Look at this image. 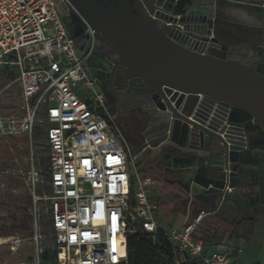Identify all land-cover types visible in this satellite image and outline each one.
<instances>
[{
  "label": "built area",
  "instance_id": "built-area-1",
  "mask_svg": "<svg viewBox=\"0 0 264 264\" xmlns=\"http://www.w3.org/2000/svg\"><path fill=\"white\" fill-rule=\"evenodd\" d=\"M59 1L71 6L68 0H0V67L17 69L23 99L22 113L0 115V135L32 139L44 110L50 164V194L44 199L57 264L127 263L129 233L163 234L176 250L174 264L189 257L235 264L223 251L206 254L203 240L195 237L206 210L184 228L161 227L157 182L137 171L139 153H132L104 94L88 76L87 50L68 32ZM86 24L90 49L96 30ZM224 171L229 177L231 166ZM231 190L227 186L225 194Z\"/></svg>",
  "mask_w": 264,
  "mask_h": 264
},
{
  "label": "water",
  "instance_id": "water-1",
  "mask_svg": "<svg viewBox=\"0 0 264 264\" xmlns=\"http://www.w3.org/2000/svg\"><path fill=\"white\" fill-rule=\"evenodd\" d=\"M68 1L117 50L141 86L140 110L164 129L150 159L159 154L164 167L239 209L227 186L241 189L258 176L264 194V51L254 67L229 60L216 27L233 17L244 26L233 34L257 35L264 0ZM250 162L257 167L247 170Z\"/></svg>",
  "mask_w": 264,
  "mask_h": 264
},
{
  "label": "rangeland",
  "instance_id": "rangeland-1",
  "mask_svg": "<svg viewBox=\"0 0 264 264\" xmlns=\"http://www.w3.org/2000/svg\"><path fill=\"white\" fill-rule=\"evenodd\" d=\"M22 105L17 69L0 67V115L20 114ZM127 120L123 134L132 153L138 154L144 151L146 143L137 126ZM46 127L42 110L38 113L32 139L23 135H0V242L5 241L0 244V264H49L44 252L53 250L54 232L52 227L41 226V217L48 214L49 207L44 197L50 194ZM136 165L140 174L156 180V188L163 194L166 181L153 166L148 151L139 154ZM181 191H185L184 188ZM30 219L29 231L17 224ZM158 219L164 227L171 225V200L162 201Z\"/></svg>",
  "mask_w": 264,
  "mask_h": 264
},
{
  "label": "crops",
  "instance_id": "crops-1",
  "mask_svg": "<svg viewBox=\"0 0 264 264\" xmlns=\"http://www.w3.org/2000/svg\"><path fill=\"white\" fill-rule=\"evenodd\" d=\"M109 109L111 113L114 111L110 107ZM136 113L145 115L147 112L137 110ZM150 114L152 115L151 112ZM112 115L116 117L124 133L127 129L125 120L128 119L127 121H132L135 124L130 118V113L118 116L114 112ZM151 118L142 127L137 126L146 143L144 151L138 152L141 154L148 151L149 157L152 153L149 145L158 143L164 136V129L159 123L153 121L154 118ZM167 134L169 131L166 132ZM150 160L153 166L162 173L167 184L163 187L165 191L163 194L155 188L160 206L162 201L171 200L172 223L169 227H164L160 222L161 227L184 228L201 211L206 210L209 213L196 229V236L203 240L206 254L223 251L234 260L235 264H264V194L261 195L257 185L258 176L255 177L256 181L251 185L241 189H232L231 200L240 203L241 208L239 209L222 201L220 195L214 196L211 192L191 183L187 175L184 176L175 170L164 167L159 154ZM256 167L255 162H250L246 168L249 170V168ZM261 181H264V178ZM181 188H184L185 191L182 192Z\"/></svg>",
  "mask_w": 264,
  "mask_h": 264
},
{
  "label": "flooded vegetation",
  "instance_id": "flooded-vegetation-1",
  "mask_svg": "<svg viewBox=\"0 0 264 264\" xmlns=\"http://www.w3.org/2000/svg\"><path fill=\"white\" fill-rule=\"evenodd\" d=\"M59 4L63 11V20L68 32L72 37L76 35L77 44L87 50L85 69L88 76L94 81V85L104 94L107 105L118 116L130 113V118H132L136 126L142 127L149 119L146 114L137 115L136 113L137 110L143 111L140 110L143 105L138 102V97H140L138 93L141 86L138 82L128 77L125 61L117 50L97 32H95L96 41L93 48H86L88 39L86 22L72 7H66L60 1ZM72 13L77 15L86 26L79 22ZM231 18L233 22L225 21L224 23L219 21L216 23L219 41L227 47L226 52H224L227 59L240 62L245 66H257L259 60H261L257 54L264 51V21L256 22L255 27L261 29L260 33L245 39L232 33L237 29H242L244 26L235 22L236 18ZM222 29L224 30L221 31ZM143 100L144 102L148 101L145 97H143Z\"/></svg>",
  "mask_w": 264,
  "mask_h": 264
},
{
  "label": "trees",
  "instance_id": "trees-1",
  "mask_svg": "<svg viewBox=\"0 0 264 264\" xmlns=\"http://www.w3.org/2000/svg\"><path fill=\"white\" fill-rule=\"evenodd\" d=\"M2 67L9 68L10 66L7 65ZM41 219V226H43V228L48 229L52 227L49 207L48 214H45ZM17 224L23 227L24 230L29 231L31 219L23 223L17 222ZM138 227H140V225H138ZM194 234L195 237H197L196 230ZM127 253L128 262L123 264H174L177 255L173 244L163 234H157L153 237L148 233H129L127 236ZM57 254L58 247L55 243L51 252H44L45 260L49 261V264H57ZM184 264L203 263L198 257H189Z\"/></svg>",
  "mask_w": 264,
  "mask_h": 264
},
{
  "label": "bare ground",
  "instance_id": "bare-ground-1",
  "mask_svg": "<svg viewBox=\"0 0 264 264\" xmlns=\"http://www.w3.org/2000/svg\"><path fill=\"white\" fill-rule=\"evenodd\" d=\"M2 243H5V241H3V242H0V244H2Z\"/></svg>",
  "mask_w": 264,
  "mask_h": 264
},
{
  "label": "snow or ice",
  "instance_id": "snow-or-ice-1",
  "mask_svg": "<svg viewBox=\"0 0 264 264\" xmlns=\"http://www.w3.org/2000/svg\"><path fill=\"white\" fill-rule=\"evenodd\" d=\"M85 235H87V234H85Z\"/></svg>",
  "mask_w": 264,
  "mask_h": 264
}]
</instances>
